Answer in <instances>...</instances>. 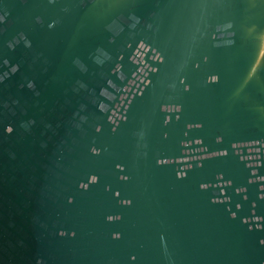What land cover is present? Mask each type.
Segmentation results:
<instances>
[{"label": "water", "instance_id": "1", "mask_svg": "<svg viewBox=\"0 0 264 264\" xmlns=\"http://www.w3.org/2000/svg\"><path fill=\"white\" fill-rule=\"evenodd\" d=\"M0 264H264V0H0Z\"/></svg>", "mask_w": 264, "mask_h": 264}]
</instances>
